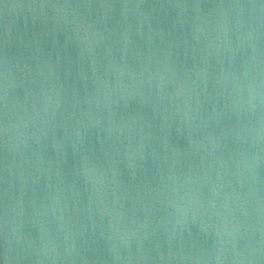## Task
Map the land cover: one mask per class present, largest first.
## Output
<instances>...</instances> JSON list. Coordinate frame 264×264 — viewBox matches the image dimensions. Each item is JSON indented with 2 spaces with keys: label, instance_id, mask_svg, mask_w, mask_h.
<instances>
[{
  "label": "water",
  "instance_id": "1",
  "mask_svg": "<svg viewBox=\"0 0 264 264\" xmlns=\"http://www.w3.org/2000/svg\"><path fill=\"white\" fill-rule=\"evenodd\" d=\"M0 264H264V0H0Z\"/></svg>",
  "mask_w": 264,
  "mask_h": 264
}]
</instances>
